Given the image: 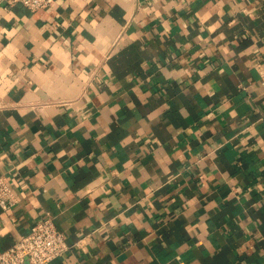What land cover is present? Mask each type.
<instances>
[{
	"label": "crops",
	"instance_id": "crops-1",
	"mask_svg": "<svg viewBox=\"0 0 264 264\" xmlns=\"http://www.w3.org/2000/svg\"><path fill=\"white\" fill-rule=\"evenodd\" d=\"M0 177V252L264 264V0H0Z\"/></svg>",
	"mask_w": 264,
	"mask_h": 264
},
{
	"label": "built area",
	"instance_id": "built-area-1",
	"mask_svg": "<svg viewBox=\"0 0 264 264\" xmlns=\"http://www.w3.org/2000/svg\"><path fill=\"white\" fill-rule=\"evenodd\" d=\"M6 4H21L29 11L50 7L53 0H5ZM17 197L14 188L0 177V208L14 206ZM80 242L74 245H79ZM65 237L50 218L37 220L29 233L20 236L13 244L0 252V264H49L68 250Z\"/></svg>",
	"mask_w": 264,
	"mask_h": 264
}]
</instances>
